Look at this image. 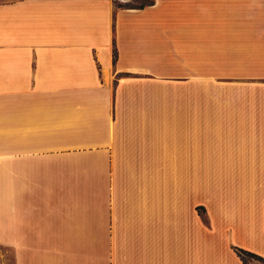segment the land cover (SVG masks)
<instances>
[{"label": "crops", "instance_id": "obj_1", "mask_svg": "<svg viewBox=\"0 0 264 264\" xmlns=\"http://www.w3.org/2000/svg\"><path fill=\"white\" fill-rule=\"evenodd\" d=\"M243 1L0 0V264L264 258V5Z\"/></svg>", "mask_w": 264, "mask_h": 264}, {"label": "rangeland", "instance_id": "obj_2", "mask_svg": "<svg viewBox=\"0 0 264 264\" xmlns=\"http://www.w3.org/2000/svg\"><path fill=\"white\" fill-rule=\"evenodd\" d=\"M142 1L143 0H115V3L117 4V6L123 5L119 7H129V5H138ZM243 2H247L249 10L259 7L258 5H264V0H244ZM262 19H264V17ZM248 264H264V261L257 258L248 257Z\"/></svg>", "mask_w": 264, "mask_h": 264}, {"label": "trees", "instance_id": "obj_3", "mask_svg": "<svg viewBox=\"0 0 264 264\" xmlns=\"http://www.w3.org/2000/svg\"><path fill=\"white\" fill-rule=\"evenodd\" d=\"M154 3H155V0H143L140 4L129 5V7L144 8L145 6L152 5ZM119 6H123V5H119ZM239 254H240L241 258L243 259V261L245 262V264H248V257L257 258V259L264 261L263 257L255 254V253L243 250V249L239 250Z\"/></svg>", "mask_w": 264, "mask_h": 264}]
</instances>
